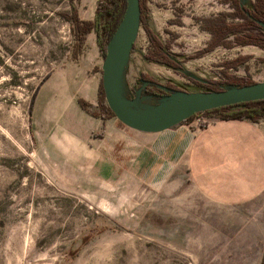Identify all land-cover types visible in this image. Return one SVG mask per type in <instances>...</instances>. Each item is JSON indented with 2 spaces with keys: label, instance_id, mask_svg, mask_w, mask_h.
<instances>
[{
  "label": "rangeland",
  "instance_id": "rangeland-1",
  "mask_svg": "<svg viewBox=\"0 0 264 264\" xmlns=\"http://www.w3.org/2000/svg\"><path fill=\"white\" fill-rule=\"evenodd\" d=\"M193 1H162L174 9L171 19L185 20L179 31L166 22L157 25L154 0L147 1L145 23L166 45L173 43V50L166 49L179 66L147 57L150 39L141 22L124 93L145 94L142 74L186 90L212 89L194 79L223 88L234 85L230 80H264L263 47L235 43L207 50L208 44L198 48L192 39L194 22L212 37L211 27L221 20H243L235 6L228 0ZM242 1L254 8V0ZM83 5L0 0V264H259L264 235L255 233L263 222L252 218H263L264 204L217 203L188 180L174 192L132 180L95 189L63 187L59 175L42 168L31 103L44 77L80 46L73 17ZM257 30L264 33V25ZM227 38L234 40V33Z\"/></svg>",
  "mask_w": 264,
  "mask_h": 264
},
{
  "label": "crops",
  "instance_id": "crops-1",
  "mask_svg": "<svg viewBox=\"0 0 264 264\" xmlns=\"http://www.w3.org/2000/svg\"><path fill=\"white\" fill-rule=\"evenodd\" d=\"M81 1L84 5L78 8V18L93 21L97 0ZM162 1L166 0H154L153 21L159 26L166 22L171 30L179 31L178 25L185 20L171 19L175 11ZM198 25H192L197 31L192 39L199 48L211 37L209 30H198ZM172 45L169 42V50ZM168 54L179 62L170 51ZM103 61L92 27L74 55L50 72L35 99L33 131L40 141L42 168L59 175L63 187L95 189L132 180L150 189L174 192L188 180L217 203L264 204V117H214L202 128L193 127L189 120L160 131L133 128L100 108V99L108 104L101 94ZM81 100L90 104V110ZM141 102L155 101L144 97ZM252 220L263 222L262 232L255 235H264V215Z\"/></svg>",
  "mask_w": 264,
  "mask_h": 264
},
{
  "label": "water",
  "instance_id": "water-1",
  "mask_svg": "<svg viewBox=\"0 0 264 264\" xmlns=\"http://www.w3.org/2000/svg\"><path fill=\"white\" fill-rule=\"evenodd\" d=\"M142 22L141 0H127V8L107 45L103 61V88L108 105L125 124L143 131H160L193 114L214 107L264 98V80L222 89H169L161 97L140 91L132 97L123 89L125 70ZM163 83V82H161ZM144 85L141 86L143 89ZM155 97L154 103L143 98Z\"/></svg>",
  "mask_w": 264,
  "mask_h": 264
},
{
  "label": "trees",
  "instance_id": "trees-1",
  "mask_svg": "<svg viewBox=\"0 0 264 264\" xmlns=\"http://www.w3.org/2000/svg\"><path fill=\"white\" fill-rule=\"evenodd\" d=\"M147 1L148 0H141L142 22L149 36L151 45V49L149 50L147 57L174 67L179 66V63L171 58L168 54V51L165 50V47L167 46L168 48L169 44L167 43L166 45L165 43H163L162 40L154 33L152 28L145 23L144 9L147 8ZM228 1H230V3L235 6L237 13L243 17V20L228 22L224 19L220 21V24L211 27L210 30L212 32V37L209 40L206 49L212 50L220 44L231 47L235 43H253L264 48V33L257 30L258 26L264 25V0H254L253 9L246 6V4H244L242 0ZM126 8L127 0H98L95 18L93 21L81 20L76 14H74L73 19L75 21V27H77L78 30L77 32L75 31V36L78 40L79 45L82 44L85 38V34L93 27L96 30L97 42L99 44L101 53L104 56L107 52L108 42L116 31L120 21L122 20ZM230 33H234V40L232 41L227 38ZM49 74L50 72L44 77L42 83ZM141 79L144 83V93L153 95L155 97H161L165 94H168L169 90L167 88H179L171 83H161L158 80L149 77L147 74H142ZM194 81L199 84L209 86L212 89L223 88L216 86L212 81L204 82L197 79H194ZM230 82L236 85H242L252 83L254 81L243 78L242 80H230ZM42 83L38 86L37 92H35V95L33 97L30 108L31 113L33 111L37 93ZM101 94L103 96L102 98H105L103 84L101 86ZM104 102H102V99H100V108H106L111 113H114L111 107ZM81 103L85 108L90 110V104L87 101L81 100ZM91 111L96 113V111L94 110ZM201 112L210 114L213 117L217 118H247L252 120H260V118L264 117V98L222 105L196 113ZM193 115L186 120L192 118ZM259 264H264V251Z\"/></svg>",
  "mask_w": 264,
  "mask_h": 264
},
{
  "label": "built area",
  "instance_id": "built-area-1",
  "mask_svg": "<svg viewBox=\"0 0 264 264\" xmlns=\"http://www.w3.org/2000/svg\"><path fill=\"white\" fill-rule=\"evenodd\" d=\"M211 121V117L207 116L205 113H196L189 120L190 125L195 128H202L208 125Z\"/></svg>",
  "mask_w": 264,
  "mask_h": 264
}]
</instances>
